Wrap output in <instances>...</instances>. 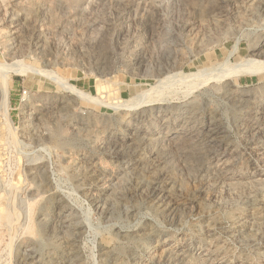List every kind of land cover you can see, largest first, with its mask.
<instances>
[{
    "label": "rangeland",
    "instance_id": "rangeland-1",
    "mask_svg": "<svg viewBox=\"0 0 264 264\" xmlns=\"http://www.w3.org/2000/svg\"><path fill=\"white\" fill-rule=\"evenodd\" d=\"M262 51L264 0H0V65L100 101L0 80V264H264Z\"/></svg>",
    "mask_w": 264,
    "mask_h": 264
},
{
    "label": "bare ground",
    "instance_id": "bare-ground-1",
    "mask_svg": "<svg viewBox=\"0 0 264 264\" xmlns=\"http://www.w3.org/2000/svg\"><path fill=\"white\" fill-rule=\"evenodd\" d=\"M261 53L264 56V51H262ZM258 64H259L258 66L262 68V65L264 64V62L258 63ZM220 68H221V66H220ZM228 68H231V71H232V69H234L235 72H237V73H239V70H241L239 67H231V66L229 67L228 66ZM0 71H3V73H5V75L4 76L1 75V78H0L1 84H2L1 85L2 86L1 94H2V98H3V102H4L5 106L8 105L7 88H6L7 87L6 86V79H7V75L6 74L7 73L8 74L9 73L20 74L22 76H24V75H26L28 73L37 75V76L46 78V79L52 81L53 83L57 84L62 90H64L68 94L74 95L75 97H78V98H86L88 100L95 101V102L100 104V101L97 100L96 98L90 97L87 93H84L83 91H81L77 87H75L73 85H69V84L65 83L64 81H62L61 79L57 78L56 76H53L52 73H51V70H48V69L47 70L46 69H40V68L37 69L35 67L29 66V65H25L23 63H18V64L14 63V64H11V66L0 65ZM247 71L250 72V73H253V74L255 73L254 70H247ZM224 72H225V70H224ZM225 73H229V72L227 71ZM232 73H233V71H232ZM2 76H3V78H2ZM164 78L167 79L166 76ZM147 94H148L147 91H145V92L141 93L140 95H138L137 98L132 99L133 103H131V101H130L131 104L128 103V104H123L121 106L129 107V106H134V105L140 104L142 102V100L145 99V96ZM10 219H11L10 213H5L4 212V213L0 214V220L10 221Z\"/></svg>",
    "mask_w": 264,
    "mask_h": 264
}]
</instances>
